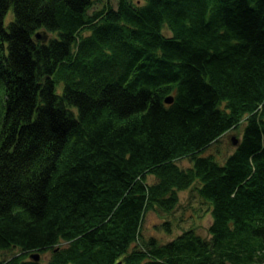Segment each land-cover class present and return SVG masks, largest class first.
Returning <instances> with one entry per match:
<instances>
[{"label": "trees", "instance_id": "16d2710c", "mask_svg": "<svg viewBox=\"0 0 264 264\" xmlns=\"http://www.w3.org/2000/svg\"><path fill=\"white\" fill-rule=\"evenodd\" d=\"M95 1L0 0V264H264V0ZM196 182L210 236L146 238Z\"/></svg>", "mask_w": 264, "mask_h": 264}, {"label": "rangeland", "instance_id": "374dc122", "mask_svg": "<svg viewBox=\"0 0 264 264\" xmlns=\"http://www.w3.org/2000/svg\"><path fill=\"white\" fill-rule=\"evenodd\" d=\"M120 0H96L90 12L95 13L100 9L107 7L117 8ZM134 3L143 5L147 0H133ZM10 10L7 21L12 17ZM85 35H90L91 32L86 30ZM165 34L171 36V32L165 29ZM50 37H55L51 34ZM243 125H240L236 130L224 135L218 143H215L207 148L205 154H213L219 163H223L226 157L233 151L234 145L231 141V135L240 136ZM177 164L182 168L191 166L190 158L184 157L177 161ZM148 181L153 183L155 178L149 176ZM198 182L191 187L178 191L179 201L177 206L171 212H163L158 209L149 210L143 219L142 233L146 238L155 237L160 243H165L172 240L184 230L195 227L196 231L204 237H209L208 227L212 221L210 206L204 202L198 195L196 187ZM17 249L0 250V259L10 258ZM40 260L45 262L49 260L51 251L46 250L40 252Z\"/></svg>", "mask_w": 264, "mask_h": 264}, {"label": "water", "instance_id": "95a60500", "mask_svg": "<svg viewBox=\"0 0 264 264\" xmlns=\"http://www.w3.org/2000/svg\"><path fill=\"white\" fill-rule=\"evenodd\" d=\"M35 38L38 41H42L43 43H46L50 39V34L48 31L42 30V31H39L36 33ZM173 100H174L173 96H169L166 98V103L170 104L173 102ZM231 141H232L233 145H237L239 143L240 139L236 135H231ZM31 257L36 261L40 260V254L39 253H33L31 255ZM114 264H123V261L120 260Z\"/></svg>", "mask_w": 264, "mask_h": 264}]
</instances>
